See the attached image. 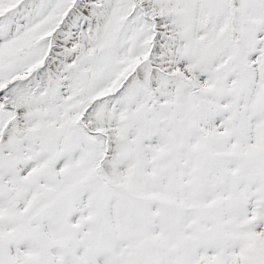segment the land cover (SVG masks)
Listing matches in <instances>:
<instances>
[{"label":"snow or ice","instance_id":"obj_1","mask_svg":"<svg viewBox=\"0 0 264 264\" xmlns=\"http://www.w3.org/2000/svg\"><path fill=\"white\" fill-rule=\"evenodd\" d=\"M0 264H264V0H0Z\"/></svg>","mask_w":264,"mask_h":264}]
</instances>
